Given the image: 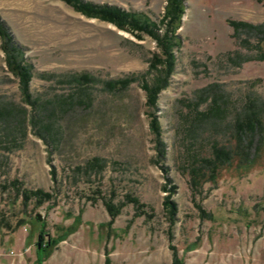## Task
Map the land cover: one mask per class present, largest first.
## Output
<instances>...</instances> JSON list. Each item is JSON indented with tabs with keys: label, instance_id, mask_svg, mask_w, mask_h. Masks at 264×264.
<instances>
[{
	"label": "rangeland",
	"instance_id": "1",
	"mask_svg": "<svg viewBox=\"0 0 264 264\" xmlns=\"http://www.w3.org/2000/svg\"><path fill=\"white\" fill-rule=\"evenodd\" d=\"M84 1L117 6L155 22L166 3ZM0 21L32 66L33 96L50 100L72 94L75 87L63 75L88 73L99 80L89 89L90 106L77 105L59 115L53 139L43 140L28 128L19 147L0 148V211L11 222L26 220L14 233L2 234L0 264H36L34 242L42 222L45 234L63 239L40 264H105L106 258L110 264H172L170 246L182 264H264V141L252 162L242 164L233 157L218 168L214 181L194 192L189 158L210 157L214 141L232 146L234 140L226 125L229 117L219 125L187 128L191 105L200 102L198 109L206 108L209 100H201V90L210 85L226 96L232 111L250 94L264 100V59L253 47L256 38L235 35L229 24H263L264 3L184 0L174 70L154 109L165 145L161 162L156 161L143 89L133 83L124 92L108 93L100 83L143 74L157 51L153 39H138L85 17L61 0H0ZM7 101L23 105L0 47V102ZM93 158L104 167L87 175L84 165ZM160 165L175 186L173 225L162 206L166 192ZM13 180L22 188L50 192L53 199L40 207L24 205L15 188L2 189ZM125 194L137 197L151 217H133V205L125 204L111 221L103 201L111 198L117 205Z\"/></svg>",
	"mask_w": 264,
	"mask_h": 264
},
{
	"label": "trees",
	"instance_id": "2",
	"mask_svg": "<svg viewBox=\"0 0 264 264\" xmlns=\"http://www.w3.org/2000/svg\"><path fill=\"white\" fill-rule=\"evenodd\" d=\"M76 12L88 18H95L108 22L116 28L127 31L140 39L143 35L149 36L156 44V52L152 54L148 61V67L143 74H131L122 78L102 80V89L108 93H120L126 91L131 84L138 83L145 92L146 106L150 109L147 113L148 127L153 135L154 147L157 162H161L165 156V145L161 140V128L157 115L154 112L158 93L164 89L168 83L170 75L174 70L175 54L174 50L180 45V38L177 30L181 25V18L184 14V0H166L163 15L158 22L150 20L147 16L128 12L117 6L108 4H94L84 0H61ZM264 3V0H256ZM234 29L235 35L243 32L252 35L255 39L254 49L259 59H264V23L249 24L243 21H229ZM241 40V39H240ZM0 47L4 53V61L7 70L16 78L18 90L21 95L23 105L14 102H0V148L10 151L21 145L25 140L28 128H32L34 133L41 139H53L54 132L58 125L59 115L77 105L90 106L92 98L89 93L90 87L99 82L95 77L88 73L69 74L61 76L63 81L72 84L75 88L72 94H67L59 99L45 100L39 96H33L30 92V81L32 78V66L26 62L23 49L13 40L4 24L0 21ZM247 57L240 61H247ZM52 77V76H51ZM202 101H208L204 110H199L200 102L193 103L187 113L189 124L188 131H193L196 125L210 123L219 125L221 121L226 122L230 136L234 144H222L213 142L211 145V156L197 158L195 154L191 156L188 167L189 183L196 192L205 181H214L217 170L220 166L230 162L233 157H238L239 162L248 164L254 157L264 141V100L255 95H248L241 106L232 111L226 96L215 85H210L201 90ZM29 107V109H27ZM104 165L93 158L84 165V172L89 175L91 172H101ZM165 180L162 190L166 192L162 206L167 215L169 225L176 221L177 206L170 199L174 193L175 186L170 184L167 177V169L160 165ZM51 177L55 176L53 167L50 169ZM7 187L15 188L16 197H20L22 204L32 203L34 207H40L53 199L50 192L42 189L22 188L17 180L8 182ZM124 202L117 205L112 203L111 198L103 201V205L108 212L111 221L120 213L125 204H132L135 209L133 217L146 215L151 217L145 210L146 205L139 199L130 194L124 195ZM196 208L205 215L204 210L196 205ZM209 217V214L207 215ZM38 221V218L35 217ZM26 223L24 218L16 219L11 222L5 214L0 211V239L4 237V232L14 233L19 226ZM44 224H40L34 242L36 264H40L52 247L63 239L51 238L43 232ZM168 239H171V232L168 229ZM194 244V243H192ZM172 250V264H182L181 258L177 257L176 249ZM105 264H110L108 258Z\"/></svg>",
	"mask_w": 264,
	"mask_h": 264
},
{
	"label": "built area",
	"instance_id": "3",
	"mask_svg": "<svg viewBox=\"0 0 264 264\" xmlns=\"http://www.w3.org/2000/svg\"><path fill=\"white\" fill-rule=\"evenodd\" d=\"M26 250V249H25ZM9 254H13V252H9ZM20 255V254H19Z\"/></svg>",
	"mask_w": 264,
	"mask_h": 264
}]
</instances>
